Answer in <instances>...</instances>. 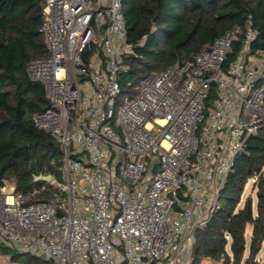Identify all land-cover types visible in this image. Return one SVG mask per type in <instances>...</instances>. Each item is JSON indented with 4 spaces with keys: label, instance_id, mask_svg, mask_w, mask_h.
<instances>
[{
    "label": "built area",
    "instance_id": "1",
    "mask_svg": "<svg viewBox=\"0 0 264 264\" xmlns=\"http://www.w3.org/2000/svg\"><path fill=\"white\" fill-rule=\"evenodd\" d=\"M124 9V0H44L48 55L27 74L49 98L33 122L60 144L65 182L52 176L50 200L1 187L0 246L46 264H191L197 230L264 127V51L251 50V19L234 60L237 25L191 60L128 81L132 95L119 103L134 53Z\"/></svg>",
    "mask_w": 264,
    "mask_h": 264
},
{
    "label": "trees",
    "instance_id": "2",
    "mask_svg": "<svg viewBox=\"0 0 264 264\" xmlns=\"http://www.w3.org/2000/svg\"><path fill=\"white\" fill-rule=\"evenodd\" d=\"M124 2L129 41L134 45V53L126 57L133 85L150 72L191 60L204 44L237 25L241 31L229 55L234 60L249 19L256 32L251 50L264 51V0ZM43 5L44 0H0V188L13 181L16 191L33 194L28 201L50 200L57 192L51 182L35 181L36 175L50 173L58 180L62 175L60 144L33 122L36 111L49 107V98L44 85L27 74L29 62L48 55L41 31ZM124 77L121 81L127 89ZM251 180L258 191L244 199ZM221 198V208L196 232L191 264L206 258L225 264H260L256 257L264 245V127L247 140ZM249 225L253 233L248 245ZM0 247L4 253L11 251ZM32 261L46 264L36 257Z\"/></svg>",
    "mask_w": 264,
    "mask_h": 264
},
{
    "label": "rangeland",
    "instance_id": "3",
    "mask_svg": "<svg viewBox=\"0 0 264 264\" xmlns=\"http://www.w3.org/2000/svg\"><path fill=\"white\" fill-rule=\"evenodd\" d=\"M247 55V54H246ZM126 80V84L128 81H132L133 78V74L128 73L125 77ZM128 85V84H127ZM135 85H138V83H136ZM132 86H129L127 89H124V94H121L118 102L121 103L122 100L124 99L125 95H132L130 94V90H131ZM62 182H65V179L62 178V175L59 179ZM5 186L7 187H12L14 186V182H10L7 181V183L5 184ZM258 191V187L253 186V181H249L247 188H246V193L244 194V199L246 198L247 194L248 195H256V192ZM224 200L221 198L220 199V204H223ZM252 233H253V227L252 225H249L247 227V231H246V238H247V243L248 245L251 242L252 239ZM11 251L4 253L3 250H0V264H6L7 261H17V262H28V261H32V259L34 258V256L30 255V254H26L23 253L22 250L19 249H14V248H9ZM249 254V249L247 248L246 254H245V258L248 256ZM4 255V256H3ZM13 255H15L13 257ZM256 260L260 263V264H264V245L262 247V249L259 251V253L257 254ZM215 262H219V260H214V259H210V258H206L204 260L201 261V263L199 264H214ZM244 264V262H243Z\"/></svg>",
    "mask_w": 264,
    "mask_h": 264
},
{
    "label": "water",
    "instance_id": "4",
    "mask_svg": "<svg viewBox=\"0 0 264 264\" xmlns=\"http://www.w3.org/2000/svg\"><path fill=\"white\" fill-rule=\"evenodd\" d=\"M181 63V61L179 62ZM158 164H156L154 166V171L157 170ZM52 178V174H39L35 176V181H39V180H44V181H50V179ZM59 214L61 215V212L59 211Z\"/></svg>",
    "mask_w": 264,
    "mask_h": 264
}]
</instances>
